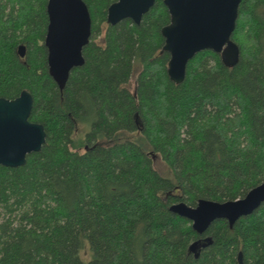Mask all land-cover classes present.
I'll list each match as a JSON object with an SVG mask.
<instances>
[{
    "label": "trees",
    "instance_id": "1",
    "mask_svg": "<svg viewBox=\"0 0 264 264\" xmlns=\"http://www.w3.org/2000/svg\"><path fill=\"white\" fill-rule=\"evenodd\" d=\"M83 1L84 63L60 88L44 45L47 0H0V97L28 90L29 120L46 132L23 166L0 165V264H235L239 251L264 264V203L203 233L169 210L242 198L264 182V0L239 4L234 67L203 50L180 84L162 51L163 0L138 25L107 23L116 0Z\"/></svg>",
    "mask_w": 264,
    "mask_h": 264
},
{
    "label": "water",
    "instance_id": "2",
    "mask_svg": "<svg viewBox=\"0 0 264 264\" xmlns=\"http://www.w3.org/2000/svg\"><path fill=\"white\" fill-rule=\"evenodd\" d=\"M155 0H116L107 9V23L116 25L124 19L139 24L142 16ZM241 0H163L169 13V23L161 28L164 38L162 51L169 54L167 74L180 84L185 78L186 65L198 52L211 50L220 55L228 68L234 67L240 57L238 45L232 40ZM48 25L44 38L47 50L48 72L60 88L71 70L83 65V47L91 33V17L83 0H47ZM25 57V46L18 47ZM33 96L22 90L12 99L0 97V165L20 167L26 156L41 150L45 143L44 126L29 120ZM264 203V182L251 188L244 197L216 201L199 199L195 206L179 201L169 210L191 221L196 233H203L218 219L233 225ZM237 264H244L242 253Z\"/></svg>",
    "mask_w": 264,
    "mask_h": 264
},
{
    "label": "rangeland",
    "instance_id": "3",
    "mask_svg": "<svg viewBox=\"0 0 264 264\" xmlns=\"http://www.w3.org/2000/svg\"><path fill=\"white\" fill-rule=\"evenodd\" d=\"M129 87H130V90L134 92V89H135V79L132 78L130 83H129ZM151 159H152V162H153V166L162 174L164 175H168L169 174V171H168V168L167 166L165 165V163L162 161V159L160 158L159 155L157 154H152L151 155ZM82 254L84 255L85 258H88V254L86 252V250H84L82 252ZM84 264H87V261H84Z\"/></svg>",
    "mask_w": 264,
    "mask_h": 264
},
{
    "label": "flooded vegetation",
    "instance_id": "4",
    "mask_svg": "<svg viewBox=\"0 0 264 264\" xmlns=\"http://www.w3.org/2000/svg\"><path fill=\"white\" fill-rule=\"evenodd\" d=\"M242 217H244V216H242ZM241 218V217H240ZM239 252H241V251H239ZM238 252V253H239ZM238 253H237V255H236V263L235 264H237V256H238ZM242 253V252H241ZM242 256H243V254H242ZM243 261H244V257H243ZM244 264H250V263H246L245 261H244Z\"/></svg>",
    "mask_w": 264,
    "mask_h": 264
}]
</instances>
